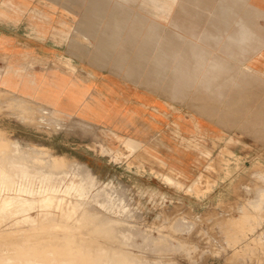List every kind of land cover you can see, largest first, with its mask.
<instances>
[{
  "label": "rangeland",
  "instance_id": "374dc122",
  "mask_svg": "<svg viewBox=\"0 0 264 264\" xmlns=\"http://www.w3.org/2000/svg\"><path fill=\"white\" fill-rule=\"evenodd\" d=\"M247 2L98 4L109 72L156 99L162 88L169 113H180L168 116L163 142L90 127L0 90V264H264V81L240 59ZM175 34L228 65L217 79L231 82L210 85L239 88L205 91L210 77H185L163 60L168 48L187 50ZM205 104L214 109H192ZM42 191L52 192L51 205Z\"/></svg>",
  "mask_w": 264,
  "mask_h": 264
},
{
  "label": "crops",
  "instance_id": "0c3cea01",
  "mask_svg": "<svg viewBox=\"0 0 264 264\" xmlns=\"http://www.w3.org/2000/svg\"><path fill=\"white\" fill-rule=\"evenodd\" d=\"M99 3L102 0H0V90L120 135L127 131L136 139L157 136L166 140L168 116L180 113H169L162 88L156 99L130 88L109 72L110 65L104 62L103 37L110 33L99 26L104 19ZM245 9L252 22H240V59L248 72L264 81V0H250ZM174 37L183 41L187 50L175 51L171 56L169 49L166 56H160L163 60L167 57L168 64L174 61L185 77L200 74L212 78L206 79L205 91H212L210 83L231 82L217 79L222 68L229 71L223 58L202 50L209 64H201V47L176 34ZM222 88L238 89L239 85L226 84ZM258 99L264 104V91ZM156 101L158 106L153 104ZM192 109L210 110L214 106Z\"/></svg>",
  "mask_w": 264,
  "mask_h": 264
},
{
  "label": "bare ground",
  "instance_id": "6f19581e",
  "mask_svg": "<svg viewBox=\"0 0 264 264\" xmlns=\"http://www.w3.org/2000/svg\"><path fill=\"white\" fill-rule=\"evenodd\" d=\"M136 19H138V17L136 18ZM172 38L173 39H175V40H178L176 37H173L172 36ZM184 43V42H183ZM167 47H168V45H167ZM168 50H169V48H168ZM157 51L158 52H160V49L159 48H157ZM198 52H199V59H200V61H201V64H204V65H207V64H209V61L207 60V59H205L204 58V56L206 55V53L205 52H203L202 50H201V48L200 49H198ZM219 73H220V77L221 76H225L227 73H229V71L227 70V68H222L221 69V71H219ZM223 79H219V81L221 82ZM209 87H210V89L212 90V91H223V88H222V85H209ZM80 90V89H79ZM82 91V90H81ZM94 93V92H93ZM86 96V95H85ZM84 97V96H83ZM95 97V96H94ZM96 98V97H95ZM83 99V98H82ZM77 103V102H76ZM73 108V107H72ZM44 109V108H43ZM42 110V109H41ZM48 110V109H47ZM74 110V109H73ZM194 110V109H193ZM196 114H198L199 115V113L198 112H196ZM35 117V116H34ZM90 118V117H89ZM106 118V117H105ZM116 118V117H115ZM81 120V119H80ZM96 120V119H95ZM73 121V120H72ZM106 121V120H105ZM111 121V120H110ZM84 122V121H83ZM89 122V121H88ZM80 123H82V121H80ZM80 123H78V124H80ZM87 123V122H86ZM85 123V124H86ZM110 123V122H109ZM84 124V123H83ZM91 124V123H90ZM105 124V123H104ZM108 125H110V124H108ZM79 126V125H78ZM78 126H77V128H78ZM87 126V125H86ZM90 126V125H89ZM75 127V126H74ZM91 127V126H90ZM80 128H82V127H80ZM85 128V127H84ZM89 128V127H88ZM98 128V127H97ZM86 129V128H85ZM93 129V128H92ZM91 129V130H92ZM108 130V129H107ZM82 132H84V131H82ZM108 133V132H107ZM161 142H163V140H161ZM131 143H132V141L129 139V140H127L126 142H125V145H129V147H133V145H131ZM37 154H42V152H40L39 150H37ZM44 154V153H43ZM44 156V155H43ZM38 157V156H37ZM31 158V157H30ZM52 158V157H51ZM51 158H49V159H51ZM31 159H33V158H31ZM48 159V158H47ZM35 160H38V159H35ZM52 160H54V159H52ZM34 161V160H33ZM39 161V160H38ZM40 163H42V161H39ZM55 162H60V164H61V161H58V160H56ZM54 162V163H55ZM34 163V162H33ZM32 163V164H33ZM38 163V162H37ZM54 163L52 164V162H50L49 161V163H47V165H48V167L50 168V169H52V170H62V169H64L65 170V168H64V166H63V168L62 167H59L58 165H54ZM62 165V164H61ZM65 165V164H64ZM69 165V164H68ZM35 166V165H34ZM46 168V167H45ZM261 171V170H260ZM40 194H45V198H44V200H42V204H44V205H46V206H49V205H51L52 203H53V199L54 198H52V192H48V191H42V192H40ZM3 199V198H2ZM60 199V198H59ZM7 201H6V204H7V206L10 204V205H12V204H14V203H16L15 202V200H13V199H11V198H8V199H6ZM62 200V199H61ZM104 200V199H103ZM39 201H40V199H39ZM58 202V201H57ZM56 202V203H57ZM5 203V202H4ZM63 204H64V202H62ZM69 204H71V203H69ZM21 205H24V204H21ZM54 205V204H53ZM57 205V204H56ZM81 205H82V203H81ZM55 206V205H54ZM58 206V205H57ZM61 206V205H60ZM70 206V205H69ZM24 207V206H23ZM26 207V206H25ZM67 208V207H66ZM69 208H71V207H69ZM68 208V209H69ZM84 210V209H83ZM87 216V215H86ZM67 219V218H66ZM94 222V221H93ZM109 221L107 220V223H108ZM114 223V222H113ZM108 225H113L112 223L111 224H108ZM108 225H105V227H107ZM114 226V225H113ZM116 226V225H115ZM96 227V226H95ZM98 227V226H97ZM110 227V226H109ZM85 229V228H84ZM114 228H112V230H113ZM111 230V231H112ZM87 231V230H86ZM124 232V231H123ZM122 233V232H121ZM107 235V234H106ZM72 237H73V235H72ZM75 237V236H74ZM80 242V241H79ZM102 251V250H101ZM102 252H104V251H102ZM79 256V255H78ZM106 257V256H105ZM112 257V256H111ZM114 257V256H113ZM79 257H77V259H78ZM102 258V257H101ZM116 258V257H115ZM117 259H119V258H117ZM94 260V259H93ZM95 260H99V259H95ZM103 260V259H102ZM116 260V259H115ZM120 260V259H119ZM128 260L129 261H131V264L133 263V260L131 259V258H128ZM101 260H99V262H100ZM117 261V260H116ZM123 260H120L119 262H122ZM119 262H116V263H119ZM127 262V261H126ZM98 263V262H97ZM96 263V264H97ZM125 263V262H124ZM129 263V262H128ZM99 264V263H98ZM130 264V263H129ZM134 264V263H133ZM136 264V263H135Z\"/></svg>",
  "mask_w": 264,
  "mask_h": 264
}]
</instances>
